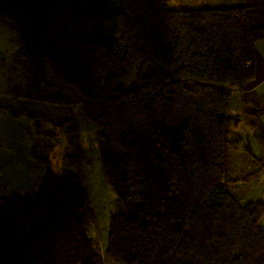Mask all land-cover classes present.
<instances>
[{"label": "trees", "instance_id": "trees-1", "mask_svg": "<svg viewBox=\"0 0 264 264\" xmlns=\"http://www.w3.org/2000/svg\"><path fill=\"white\" fill-rule=\"evenodd\" d=\"M258 11L0 0L16 55L51 63L80 117L93 122L102 175L116 194L101 247L78 174L47 164L34 195L2 198L0 264H264V201L235 194L239 177L226 164L234 144L226 129L244 118L264 152L262 104L236 113L232 99L257 76ZM78 120L71 113L62 126H72L83 159Z\"/></svg>", "mask_w": 264, "mask_h": 264}, {"label": "rangeland", "instance_id": "rangeland-1", "mask_svg": "<svg viewBox=\"0 0 264 264\" xmlns=\"http://www.w3.org/2000/svg\"><path fill=\"white\" fill-rule=\"evenodd\" d=\"M167 1L175 7H205L208 4L223 6L230 2H242ZM245 1L264 3V0ZM257 9L259 11L256 17H259L253 22L264 23V7ZM12 30L0 23V100L5 102L0 107V203L3 201L2 196L9 197L15 192L34 195L38 188V172L47 164L55 170L66 169L77 173L95 212L92 226L96 228L92 229L91 235L102 247L107 236L110 215L116 210V194L102 175L96 128L93 122L80 117L78 105L81 104L74 101L72 88L59 79L51 63L45 59L44 62L39 61L38 59H43L41 57L32 60L16 55L20 44L15 30ZM254 80L244 85L241 92L234 90L233 112L238 113L253 107L251 100H255L254 97L258 99V96L249 97L247 89ZM8 89H11L9 93L6 91ZM55 98L58 99L57 102ZM65 100L68 102L65 103ZM11 108H25L33 115L28 117L22 113L14 114ZM71 113L76 118L79 117V141L86 150L83 159L76 156L78 140L73 138L70 130L72 126L67 122L65 126L69 129L62 126L64 119ZM254 132V125L245 118L232 122L227 127L226 138L234 144L228 143L226 147V164L232 169L233 176L239 177L232 187L235 194L244 196L246 201H264V152L260 151L262 147ZM237 168L239 170L236 171Z\"/></svg>", "mask_w": 264, "mask_h": 264}, {"label": "crops", "instance_id": "crops-1", "mask_svg": "<svg viewBox=\"0 0 264 264\" xmlns=\"http://www.w3.org/2000/svg\"><path fill=\"white\" fill-rule=\"evenodd\" d=\"M242 2H238V3H233L228 4V5H246V6H254V7H264V3H251L245 0H240ZM209 6H221V5H214V4H208ZM228 5H223V6H228ZM256 50H257V54H258V63H257V76L254 80V83L247 89V92L249 94V96L254 97L255 95L258 96V99H256V97H254V99L258 100L262 106H263V110L261 111L262 116L259 118L262 120V122L264 123V40H261L259 42L256 43ZM9 87V86H6ZM11 89L6 90L8 93ZM1 105V102H0ZM11 110V109H10ZM13 110H18L19 113L25 114L28 117H32L31 115H33L32 113H30L29 111H27L25 108H21V109H17L14 108ZM13 110H11L14 114H19L18 112H14ZM12 112H10L11 114H13ZM240 112H244L242 110H240ZM50 132V131H49ZM261 151V149H260ZM40 159H43L42 157H39ZM264 167V165H263ZM46 170V167L41 169L40 175L38 172V186L40 184L41 178L43 176L44 171ZM28 191V189H27ZM17 193V192H15ZM3 198V196L1 197V199ZM264 221V220H263Z\"/></svg>", "mask_w": 264, "mask_h": 264}, {"label": "water", "instance_id": "water-1", "mask_svg": "<svg viewBox=\"0 0 264 264\" xmlns=\"http://www.w3.org/2000/svg\"><path fill=\"white\" fill-rule=\"evenodd\" d=\"M229 116H233V117H235V118H236V115H235V114H229Z\"/></svg>", "mask_w": 264, "mask_h": 264}]
</instances>
